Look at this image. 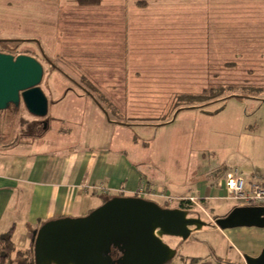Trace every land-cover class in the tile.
I'll return each instance as SVG.
<instances>
[{
  "label": "rangeland",
  "instance_id": "rangeland-1",
  "mask_svg": "<svg viewBox=\"0 0 264 264\" xmlns=\"http://www.w3.org/2000/svg\"><path fill=\"white\" fill-rule=\"evenodd\" d=\"M109 1L111 0H0V51L15 55L27 53L37 57L45 66L42 82L53 67L66 68L68 76L78 79L82 75L79 71L84 69L81 85L73 84L71 79L61 73H54L49 80L50 85H53V92L61 91L65 94L69 91L74 96L77 95L72 109L76 103H80L79 120L63 122L69 130H59L60 122L51 119V111H48L46 117H36L24 106L20 109L12 106L0 111V133H5L6 127L10 129L7 135L12 138L11 142L27 139L42 130L43 120L46 118L48 122L51 121V127L41 136L34 137V150L46 147L45 149L63 151L68 146L77 145L79 141L86 143L85 138L80 137L82 113L85 111L86 99L91 102V98L97 97L99 100L94 99L95 104L109 119L117 118L114 120L139 124L124 133L117 130L115 136L111 137L113 145L119 139L129 143L133 137L142 152L160 159L161 162L154 161L158 166L152 162L153 166L159 167L160 176L185 182L191 171L198 170L201 173L208 169L213 170L214 174L216 170L221 172L219 181H222L225 177L224 168L239 166L242 173H255L262 176L254 175L256 178L264 179V0L257 8V13H261L263 17L257 20H251L247 16L251 10L245 12L244 19L242 15H238L241 13L239 10L221 7L218 2H215L214 8L218 17L204 18V14L209 11L207 4L194 1V16L183 18L182 24L173 23L165 4L162 9L158 5L153 10L154 18L158 17V20H154L157 21L154 25L134 24L130 28L136 31L132 35V50L127 51V56L123 45H117L122 50H116L111 45L110 34L115 27L106 24L109 10L105 6L109 5ZM113 3L121 5L122 2L113 0ZM183 4L182 13L190 14L189 3ZM71 7H75V10L70 11ZM68 14L71 18H68ZM162 14L164 17L160 16ZM96 18H100L97 22H102L101 25L93 24ZM79 19L82 27L75 22ZM226 20L230 23H224ZM147 28L148 34L143 35L139 31H146ZM118 33V37L123 34L120 28ZM87 40L91 44L94 41L100 43V46L87 48ZM90 72L96 74L93 83L85 77ZM122 81L124 85L121 86L126 89L112 88L117 84L115 82ZM43 84L45 83L40 84L41 87ZM129 85L132 89L127 88ZM204 89L208 94L213 89L217 93L223 90V98L206 101L200 108L178 110L185 103L183 95L204 93ZM104 96L114 98L112 104H115L117 112L112 113ZM49 98L51 99L50 96ZM34 118L42 122L37 130L31 125ZM165 118H171V121L162 124L158 132L155 127L143 129L146 125H140L158 123ZM91 129L93 130L92 127ZM153 134L157 138L155 147L152 146ZM95 137H89L87 144L91 141L94 143ZM101 137L104 139L105 136ZM3 143L0 142L1 147L5 146ZM149 189L150 193L140 197H151V200L155 199L160 205L165 202L171 206L175 204L173 200L156 198L155 190L151 187ZM132 196L138 195L134 193ZM190 203L188 209L192 216L213 223L220 213L224 215L229 212H222L219 204L249 206L229 197L219 200L215 207L211 205L213 208L202 205L197 200ZM203 228L208 231L196 236L209 241L208 244H213L221 237L216 229L210 230L208 225ZM245 228L250 229L244 226L234 229L239 231ZM172 237L164 236V241L168 243ZM194 237L195 234L187 241ZM226 240L227 238L224 242ZM225 244V250H230L227 241ZM198 248L199 245H195L187 250V245L182 244L169 264L181 261V258L184 259L182 261H189L187 264H193V258L183 257L182 254L197 255ZM219 254L223 255L222 258L225 255Z\"/></svg>",
  "mask_w": 264,
  "mask_h": 264
},
{
  "label": "crops",
  "instance_id": "crops-1",
  "mask_svg": "<svg viewBox=\"0 0 264 264\" xmlns=\"http://www.w3.org/2000/svg\"><path fill=\"white\" fill-rule=\"evenodd\" d=\"M194 1L207 4V10L209 11L204 14V18L218 17V14L214 13L215 2L220 3L221 7L239 10L241 13L238 15H242L241 17H244V19L247 10H251L250 13H247L251 20L262 19L263 17L261 13H257V8L261 6L263 0H121V5H115L111 0L108 3L109 5L105 6L109 10V13H107L109 18L106 24L115 27L113 33L110 34L112 37L111 45L116 50H122L118 47L123 45V49L126 51L124 54L129 55L127 51L132 50V35L136 31L130 28L134 24L154 25L157 22H154V20H158V17L154 18L155 12L153 13V10H156L158 5L162 9L163 4L169 9V16L173 23L182 24L183 18L194 16ZM183 2L189 3L190 14L182 13ZM80 8L78 9L79 13ZM69 10L73 11L75 7H71ZM151 15L153 19H151ZM163 15L160 16L164 17ZM228 17L227 14V19ZM68 18H71L69 14ZM99 20L100 18L94 19L96 22H93V24L101 25L102 22H97ZM75 22L81 27L83 26L81 19ZM224 23L228 24L230 21L226 20ZM72 25L76 27L74 24ZM119 28L123 32L121 34L122 38L118 37L120 36L118 35ZM139 31L143 35L149 33L148 28L146 31L143 29ZM119 44L120 46H117ZM88 46L97 48L100 43L94 41L91 44V41H88L86 47L88 48ZM54 73L58 75L61 73L71 79L73 84L81 85L82 79H84V69L79 71L82 75L81 79H78L68 76L66 68L53 67L47 72L46 80L42 82L45 83L42 89L50 100L48 111H51V119L60 122V131L69 130V127H65L63 122L79 120L78 106L80 103H76L72 109L77 100V95L74 96L69 91L62 94L61 91L53 92L51 90L53 85H50L49 80ZM88 74L85 77L93 83L96 74L94 72ZM115 83L117 84L112 88L126 89L125 86H121V84L124 85V81ZM88 86L91 87V85ZM127 88L132 89L130 85ZM91 99V102L88 98L86 99L85 111L82 113L83 121L80 137L85 138L86 143L79 141L77 145L68 146L63 151L45 149L46 147L39 148L37 151L33 149L35 135H29L30 138L11 142L12 138L7 135L10 129L5 127V133L3 131L0 133V142L3 141V145H5L0 146V235L13 229V241L18 249L30 248L34 230L38 229L44 222L62 216H84L103 204L111 196H132L142 184H147L155 190L156 198L165 201L173 200L175 204L170 205L171 207H175L180 200H187L190 196L196 197L197 202L202 205H213L214 207L217 206L219 200L228 199L223 180L219 181L217 177H214L213 170L208 171L207 169L201 173L198 170L191 171V173H188L185 182H181L180 180L160 176L159 167L156 168L152 165V162H161L160 159H154L155 156L152 157L147 152H142L141 147L134 142L133 137L130 139L131 143L119 139L113 145L114 142L111 137L115 136L117 130L124 133L139 124L119 119L114 120L117 118L109 119V116L107 117L104 111L95 104L94 99H97V101L99 99L97 97ZM113 99H104L108 100L106 103L110 105L109 108L112 113L117 111L115 104H112ZM103 109L107 110L106 107ZM33 121H37V118H34ZM50 123L49 120L48 128L51 127ZM162 124L165 123L151 124L150 122L140 125H146L143 129L155 127L158 132ZM157 132H154V134L157 135ZM154 134L152 146L155 147L157 138H154ZM92 135L96 136L95 142L91 141L87 144L89 137H93ZM101 136H105L104 139ZM145 143L149 144L148 142ZM162 147L165 150L167 149L163 143ZM156 166L158 165L156 164ZM232 167L242 171L239 166ZM251 175L262 177L255 173ZM162 192L164 193L163 196ZM150 199L152 198L150 197ZM218 206L224 213L234 207L230 204L225 206L219 204ZM208 227L210 230L216 229L219 232L218 235L221 236L214 241V245L208 244L209 241L199 239L196 236L201 232L208 231L205 230L206 228L193 232L190 236L192 237L195 234L193 240L187 241L188 239L182 240L178 237H172V240L168 243L177 248L185 244L187 250L190 246L199 245L197 255L186 254L184 256L182 254L183 257L193 258V261H191L193 264H245L244 253L256 256L264 247V228L251 226L250 229L245 228L237 231L234 229L235 227L225 230H220L217 226ZM225 238H227V245L230 247V250H227L228 252L224 248L226 245ZM219 253L225 254L224 257L222 258L223 255ZM229 256L231 257L229 258ZM182 260L171 264H187L189 262Z\"/></svg>",
  "mask_w": 264,
  "mask_h": 264
},
{
  "label": "water",
  "instance_id": "water-1",
  "mask_svg": "<svg viewBox=\"0 0 264 264\" xmlns=\"http://www.w3.org/2000/svg\"><path fill=\"white\" fill-rule=\"evenodd\" d=\"M44 64L37 57L0 51V111L21 102L36 117H46L49 99L41 87ZM48 120L43 127L48 128ZM214 224L264 228V206H236ZM210 225L180 207L167 208L140 196H113L88 214L62 216L44 222L33 232L35 264H167L178 249L164 236L186 240ZM113 249L120 251L113 258ZM245 264H264V247Z\"/></svg>",
  "mask_w": 264,
  "mask_h": 264
},
{
  "label": "trees",
  "instance_id": "trees-1",
  "mask_svg": "<svg viewBox=\"0 0 264 264\" xmlns=\"http://www.w3.org/2000/svg\"><path fill=\"white\" fill-rule=\"evenodd\" d=\"M89 1H92V0H89ZM205 89L203 91L204 93L183 95L182 99H184L185 103H182L183 105L181 107H179L178 110L183 109V108H191V107H199L200 108V107H203V105L205 104L206 101H210L212 99L223 98V97H221L224 93L223 90H221L217 93L213 89L211 91V93L208 94ZM104 98H106V97L104 96ZM14 109H17V108L14 107ZM170 121H171V118H165L164 120H162L158 123H168ZM40 124H42L41 121L40 122L35 121L31 125H32V127H35V129L37 130L40 128V126H41ZM43 132H45V129H44L43 124H42V130L39 131V133H36L34 135L38 136V135L43 134ZM230 169L231 168L226 167L223 170L226 174V172L229 171ZM220 173H218V171L216 170L214 177H217V179H219ZM109 198H111V197H109ZM109 198H107L106 200H108ZM190 202H191L190 200H185V199L180 200L175 207H180V208L189 210L188 208H190V206H191ZM161 206L171 207L167 202H165L163 205L161 204ZM175 207H173V208H175ZM120 254L121 253L118 249H113V251H112L113 258H118L120 256ZM169 263H167V264H169ZM0 264H35L34 242L32 241V244H31L29 249H18L17 245L13 241V229L9 230L6 233L1 234L0 235Z\"/></svg>",
  "mask_w": 264,
  "mask_h": 264
},
{
  "label": "built area",
  "instance_id": "built-area-1",
  "mask_svg": "<svg viewBox=\"0 0 264 264\" xmlns=\"http://www.w3.org/2000/svg\"><path fill=\"white\" fill-rule=\"evenodd\" d=\"M223 183L229 198L240 204L264 206V179L246 175L238 168H232L226 172ZM150 192L147 184L140 185L135 191L138 196H145ZM187 200L196 202V197L190 196Z\"/></svg>",
  "mask_w": 264,
  "mask_h": 264
},
{
  "label": "flooded vegetation",
  "instance_id": "flooded-vegetation-1",
  "mask_svg": "<svg viewBox=\"0 0 264 264\" xmlns=\"http://www.w3.org/2000/svg\"><path fill=\"white\" fill-rule=\"evenodd\" d=\"M1 52H4V51H1ZM6 53H8V52H6ZM11 54H13V53H11ZM25 54H27V53H25ZM15 55V54H14ZM33 56V55H32ZM12 106H14V105H12ZM11 106V107H12ZM22 106H24L22 103L20 104V106H19V109L20 108H22ZM15 107V106H14ZM24 108H25V106H24ZM190 211V210H189ZM190 215H191V213H190ZM224 215H226V213L224 214ZM192 216V215H191ZM219 216H223V215H218V216H216V217H219ZM194 217H198V216H194ZM215 217V218H216ZM201 218V217H200ZM201 219H203V218H201ZM204 220V219H203ZM206 221V220H205ZM208 223H210V225H208V226H216L213 222H209V221H207Z\"/></svg>",
  "mask_w": 264,
  "mask_h": 264
}]
</instances>
